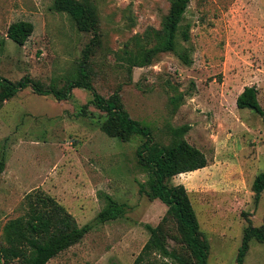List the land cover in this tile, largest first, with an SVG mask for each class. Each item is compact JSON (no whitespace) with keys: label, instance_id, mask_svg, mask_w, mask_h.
I'll use <instances>...</instances> for the list:
<instances>
[{"label":"rangeland","instance_id":"obj_1","mask_svg":"<svg viewBox=\"0 0 264 264\" xmlns=\"http://www.w3.org/2000/svg\"><path fill=\"white\" fill-rule=\"evenodd\" d=\"M92 1L99 36L86 62L88 79L105 97L120 89L131 117L149 127L155 141L185 139L204 153L206 165L178 172L169 183H183L189 191L209 239L208 264H237L245 229L264 222V193L256 201L252 189L264 172V119L252 108L237 106L239 94L254 85L264 108V0H190L181 23L189 39L179 34L178 42L191 64L176 52H164L131 72L123 56L146 44L147 29L161 28L173 0ZM53 3L0 0L3 76L17 82L29 75L59 87L77 77L94 32L80 30ZM19 20L34 24L23 45L7 36ZM92 99V92L80 87L64 100L27 87L0 101V160L5 159L0 244L5 224L25 212V196L40 189L63 204L79 225L93 223L80 242L47 264H174L147 248V223L161 228L170 248L182 243L169 207L147 195L151 174L137 154L146 137L135 134L124 141L107 135L101 129L105 113ZM182 126L188 130L176 135L174 129ZM107 195L124 212L96 221ZM244 264H264V240L251 239Z\"/></svg>","mask_w":264,"mask_h":264},{"label":"trees","instance_id":"obj_2","mask_svg":"<svg viewBox=\"0 0 264 264\" xmlns=\"http://www.w3.org/2000/svg\"><path fill=\"white\" fill-rule=\"evenodd\" d=\"M190 0H173L169 12L164 17L161 28H149L145 31L146 44H139L137 50H128L123 59L129 65L131 72L134 67H145L153 63L160 53L176 52L186 64L191 59L185 49L180 48L179 34L185 40L189 39L188 28L182 29L185 12ZM53 9L66 12L82 31L94 32L91 42L86 45L84 59L78 67L77 77L69 79L63 86H45L41 80L29 75L15 82L5 77L0 69V101L12 98L18 92L31 87L37 94H51L58 100L69 99L76 87L92 92V103L105 115L101 129L109 136L119 137L127 141L135 134L146 137L145 142L138 147L139 162L151 174V190L147 195L152 199H160L171 210L180 236V248H170L167 238L161 228L147 223L150 239L147 248L174 260V264H208L210 243L207 235L201 229V224L194 208L189 191L183 183L170 184L172 175L186 170H193L206 165L204 153L196 146H191L185 139L172 140L168 144L155 141L152 130L133 119L125 108L120 89L109 97L102 95L88 79L87 60L91 45L99 36V13L92 0H54ZM34 31L31 21L19 20L13 22L7 31V36L18 45L26 43ZM138 37V36H137ZM256 86H246L237 98L239 108H252L264 119V108L258 98ZM177 102V98H173ZM188 130L187 126L175 128L176 135ZM5 168V159L0 160V173ZM255 199L258 201L264 193V172L259 173L252 184ZM141 192L144 187H141ZM26 210L22 215L10 219L4 226L5 242L0 244V261L3 264H47L50 259L63 250L80 242L93 228V223L79 225L76 218L57 201L52 194L35 189L26 196ZM107 205L98 213L96 221L106 222L117 219L124 212V206L107 195ZM257 237L264 240V222L261 226L248 225L245 229L243 245L237 255V264H244L250 241Z\"/></svg>","mask_w":264,"mask_h":264}]
</instances>
